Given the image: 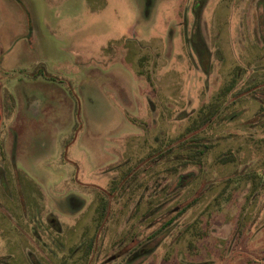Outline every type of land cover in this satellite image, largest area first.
Returning a JSON list of instances; mask_svg holds the SVG:
<instances>
[{"label": "rangeland", "instance_id": "374dc122", "mask_svg": "<svg viewBox=\"0 0 264 264\" xmlns=\"http://www.w3.org/2000/svg\"><path fill=\"white\" fill-rule=\"evenodd\" d=\"M256 1L0 0V108L18 133L5 264H264ZM119 177L98 232L96 191Z\"/></svg>", "mask_w": 264, "mask_h": 264}, {"label": "flooded vegetation", "instance_id": "af4514ba", "mask_svg": "<svg viewBox=\"0 0 264 264\" xmlns=\"http://www.w3.org/2000/svg\"><path fill=\"white\" fill-rule=\"evenodd\" d=\"M233 1L236 3L238 0H233ZM256 3L264 6V0H257ZM29 38L30 36L26 37L27 40H29ZM5 55H6V52L3 49H0V64H2L3 59L5 58ZM32 111H33L32 114L35 117L36 111L35 110H32ZM10 113L12 115V118L6 117L7 119H5L3 108L1 106L0 108V131L2 129L1 128L2 126L6 127L8 125L9 129L7 130H8V134L11 137V141H12L11 145L9 146L10 149L9 147H7L8 148L7 149L5 147L4 142L0 141V164L3 165V168L0 171V186L5 190V192H8L10 188L11 190L15 189V185L13 184V180H14L13 175L14 173H17L18 171L16 167L14 166V160H15V154H16V141H17L18 133H15L16 132L15 126H13V124L10 125V123L15 120L16 116L14 113L11 112V110H10ZM131 171L134 173L135 171L134 165H132V167H130V169L128 170L129 175H131L130 173ZM112 182H113L112 186H110V182H108L107 186L109 189H107V186H106L105 191L104 190L96 191L100 195L99 196L100 202L104 200V198H106L109 201L110 196H111L110 192L111 191L113 192L112 189H114V191L115 190L117 191L120 189L121 187L120 177L116 178L115 180L112 179ZM17 189L20 192L19 187H17ZM86 246H88V243ZM0 258L4 259V262L1 261L0 263L5 264L6 258H3V257H0Z\"/></svg>", "mask_w": 264, "mask_h": 264}, {"label": "trees", "instance_id": "16d2710c", "mask_svg": "<svg viewBox=\"0 0 264 264\" xmlns=\"http://www.w3.org/2000/svg\"><path fill=\"white\" fill-rule=\"evenodd\" d=\"M225 93V92H224ZM222 93V94H224ZM221 94V95H222ZM219 96V95H218ZM207 148L206 145H204L203 143H199L198 145H196L195 142L191 143V144H188L186 146V150H187V154L189 156V160L188 161H185L183 164L186 165V164H192V166H199L200 165V162L204 156V154L207 152ZM222 163L223 164H226L228 163V161L232 162L233 161V157L232 156H225L221 159ZM108 203L109 201L104 198V200H102L100 202V204H98L99 206L97 207V212H98V217L96 219L97 221V225H96V229L98 232L99 231V226H100V229L103 227V224L105 223V220H106V217H107V212H108ZM190 207V205H185L175 216H173L172 218H170L164 226H167L168 224H171L177 217V215L179 214H182L184 213L188 208ZM159 230H163V226L160 227ZM96 234V232H95ZM94 237L95 235H93L89 242H88V250L90 251L91 248L93 247L94 245Z\"/></svg>", "mask_w": 264, "mask_h": 264}]
</instances>
